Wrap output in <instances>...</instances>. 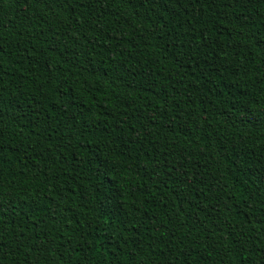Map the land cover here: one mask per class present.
<instances>
[{
	"label": "trees",
	"instance_id": "16d2710c",
	"mask_svg": "<svg viewBox=\"0 0 264 264\" xmlns=\"http://www.w3.org/2000/svg\"><path fill=\"white\" fill-rule=\"evenodd\" d=\"M264 0H0V264H264Z\"/></svg>",
	"mask_w": 264,
	"mask_h": 264
},
{
	"label": "snow or ice",
	"instance_id": "6c2138e0",
	"mask_svg": "<svg viewBox=\"0 0 264 264\" xmlns=\"http://www.w3.org/2000/svg\"><path fill=\"white\" fill-rule=\"evenodd\" d=\"M239 116L241 118L242 122H247V123H264V113H252V112H240ZM2 203V201H0Z\"/></svg>",
	"mask_w": 264,
	"mask_h": 264
}]
</instances>
